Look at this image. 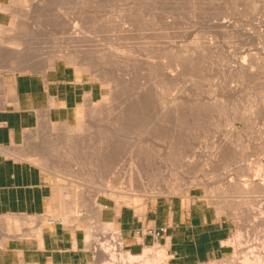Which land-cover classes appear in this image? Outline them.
Wrapping results in <instances>:
<instances>
[{"label":"rangeland","instance_id":"1","mask_svg":"<svg viewBox=\"0 0 264 264\" xmlns=\"http://www.w3.org/2000/svg\"><path fill=\"white\" fill-rule=\"evenodd\" d=\"M4 10L11 17L0 26L5 31L0 39H6V46L16 39L24 59L37 64L28 66L33 61L23 57L17 61L11 49L3 48L0 78L43 73L64 61L104 88L103 99L80 107L71 126L43 124L17 148L31 155L24 159L53 184L54 203L46 217L84 232L95 255L91 264L104 261L94 251L88 227L94 239L104 232L110 234L108 242L121 239L116 229L101 223L102 207L98 212L92 205L95 188L113 173L125 184L141 173L143 182L154 174L170 185L168 192L145 201L100 195L99 204L143 213L150 203L196 191L234 225L233 255L209 264H245L246 256H254L251 248L264 261V192H256L253 183L257 161L264 166V0H13ZM51 54L56 59L45 66V55ZM243 63L251 66L244 78L239 75ZM118 114L130 123L112 163L106 156L111 154V130L122 120ZM238 183L245 193L231 192ZM166 257L163 264H169ZM254 258L250 264H257Z\"/></svg>","mask_w":264,"mask_h":264},{"label":"crops","instance_id":"2","mask_svg":"<svg viewBox=\"0 0 264 264\" xmlns=\"http://www.w3.org/2000/svg\"><path fill=\"white\" fill-rule=\"evenodd\" d=\"M12 2L0 0V26L9 23L11 16L4 9ZM103 97L101 84L64 61L43 73L4 74L0 78V219L20 218V222L0 223V264L95 261L82 230L44 222L54 203L53 184L17 148L43 124L71 126L80 107ZM99 205L101 223L118 231L124 249L133 256L160 245L166 246L169 264H209L225 260L235 251L233 222L196 191L150 203L143 213L108 202ZM149 231L164 233L155 238Z\"/></svg>","mask_w":264,"mask_h":264},{"label":"bare ground","instance_id":"3","mask_svg":"<svg viewBox=\"0 0 264 264\" xmlns=\"http://www.w3.org/2000/svg\"><path fill=\"white\" fill-rule=\"evenodd\" d=\"M132 17V16H131ZM124 19H126V18H124ZM120 20V19H119ZM128 21H130V20H128ZM131 23V22H130ZM122 24V23H121ZM15 25V24H14ZM126 25V24H125ZM13 26V25H12ZM119 26V25H118ZM127 26V25H126ZM77 27V26H76ZM121 27H122V25H121ZM129 27H131V26H129ZM120 28V27H119ZM123 28V27H122ZM125 28V27H124ZM127 28V27H126ZM134 28H135V25H134ZM13 29V30H12ZM128 29V28H127ZM140 29V28H139ZM11 30L12 31H14V27L13 28H11L10 29V31L9 32H11ZM75 30V29H74ZM77 30H79V29H77ZM120 30V29H119ZM133 30H135V29H133ZM133 30H131V31H133ZM2 29L0 28V36H2ZM80 31V30H79ZM83 31V30H82ZM86 31V30H85ZM112 31V30H111ZM127 31H129V30H127ZM3 32H5V31H3ZM74 32V31H73ZM81 32V31H80ZM122 32V31H121ZM124 32H125V30H124ZM69 33V32H68ZM77 33V32H76ZM4 34V33H3ZM83 34H84V32H83ZM91 34V33H90ZM131 34V33H130ZM70 35V34H69ZM76 36H78V35H76ZM120 36V35H119ZM3 37V36H2ZM69 37V36H68ZM72 37H73V35H72ZM81 37V36H80ZM83 37V36H82ZM117 37H118V35H117ZM127 37V36H126ZM18 38V37H17ZM26 38V37H25ZM71 38V37H70ZM83 38H85V37H83ZM119 38V37H118ZM66 39H68V38H66ZM71 39H73V38H71ZM75 39V38H74ZM77 39V38H76ZM80 39V38H79ZM82 39V38H81ZM120 39H121V36H120ZM126 39V38H125ZM124 38L122 39V40H125ZM1 40V39H0ZM84 40V39H83ZM87 40H89V39H87ZM6 39L4 40V42H2V40H1V42H0V51H2L3 50V48H9V49H11L12 50V52H11V54H12V56H10V57H16V58H14V59H17V61H22L21 60V58L20 57H23L22 55H21V50H20V48H19V46H21L19 43H17V40L15 39V40H13V41H11V42H8V44H10V45H5L6 44ZM77 41V40H76ZM79 42H81V41H79ZM75 43H77V42H75ZM80 44V43H79ZM76 46H77V44H76ZM22 48V47H21ZM117 48V47H116ZM24 51V50H23ZM67 51V50H66ZM73 51V50H72ZM185 53H186V51H185ZM114 54V53H113ZM112 54V55H113ZM27 55V54H26ZM52 55V54H51ZM67 55H68V53H67ZM2 56V55H1ZM44 57V56H43ZM48 57V58H47ZM65 57V56H64ZM27 58V57H26ZM42 58V57H41ZM187 58V57H186ZM22 59H24V57L22 58ZM45 62L47 61V64H45V66L47 65L48 67L49 66H52V64L54 63V60L56 59V57L55 56H50V55H45ZM188 59V58H187ZM2 60V59H1ZM25 60V59H24ZM23 60V61H24ZM29 60V59H28ZM28 60H25L26 62H28ZM34 60V59H33ZM33 60H31V61H33ZM40 60V59H39ZM24 61V62H25ZM31 61H29L28 63H30ZM35 61H38V59L37 60H35ZM41 61H44L43 60V58H42V60ZM187 61V60H186ZM189 61H191V60H189ZM184 62V61H183ZM259 62V61H258ZM28 63H26V64H28ZM33 63H35L34 61L32 62V63H30L28 66H32V64ZM43 63V62H42ZM185 64H186V62H184ZM203 63V62H202ZM201 63V64H202ZM257 63V62H256ZM20 64H22V63H20ZM25 64V63H24ZM23 64V65H24ZM37 63H35V64H33V65H36ZM195 64V63H194ZM252 64V63H251ZM16 65H19V64H16ZM42 65V64H41ZM44 65V64H43ZM187 65V64H186ZM185 65V66H186ZM203 65V64H202ZM2 66V65H1ZM20 66H22V65H20ZM183 66V65H182ZM253 66H254V64H253ZM263 66V65H262ZM7 67V66H6ZM17 67H19V66H17ZM24 67H25V65H24ZM189 67V66H188ZM8 68V67H7ZM10 68V67H9ZM14 68H16V66L14 67ZM12 66H11V69H14ZM22 68H23V66H22ZM192 68V67H191ZM201 68H202V66H201ZM249 68H251V66L249 67V66H246L245 65V63H243V65H242V67L239 69L240 71H239V75H241L240 77H242V75H243V78H244V76L246 75V74H250L249 73V71H250V69ZM18 69V68H17ZM186 69H187V67H186ZM185 69V70H186ZM188 69H190V68H188ZM264 69V68H263ZM3 70V69H2ZM8 70V69H7ZM6 70V71H7ZM189 71V70H188ZM192 71V70H191ZM190 71V72H191ZM174 72V71H173ZM189 72V73H190ZM193 73V72H192ZM183 74V73H182ZM166 76V75H165ZM164 76V77H165ZM167 76H169V74L167 75ZM250 76V75H249ZM171 77V76H170ZM246 77V76H245ZM166 78V77H165ZM171 79V78H170ZM172 80V79H171ZM131 81V80H130ZM146 81V80H145ZM144 81V82H145ZM146 83V82H145ZM153 83V82H152ZM161 83V82H160ZM243 83V82H242ZM156 84V83H155ZM173 84V83H172ZM258 84V83H257ZM156 86V85H155ZM129 87V86H128ZM137 87V86H136ZM135 87V88H136ZM134 89V88H133ZM148 89V88H147ZM151 89V88H150ZM153 89H155V88H153ZM256 89V88H255ZM141 90V89H140ZM149 91V90H148ZM171 91V90H170ZM161 92V91H160ZM163 92V91H162ZM161 92V93H162ZM166 92V91H165ZM164 92V93H165ZM122 94V93H121ZM135 95V94H134ZM167 95V94H166ZM118 96H120V95H118ZM138 96V95H137ZM165 96V95H164ZM258 96V95H257ZM122 97V96H121ZM129 97H130V95H129ZM148 97V96H147ZM255 97V96H254ZM137 98V97H136ZM122 99V98H121ZM138 99V98H137ZM137 99H136V101H137ZM120 100V99H119ZM145 100V99H144ZM130 101V100H129ZM167 100H165V102H166ZM261 101V100H260ZM126 102V101H125ZM134 102V101H133ZM173 102H174V100H173ZM168 103V102H167ZM167 103H163V104H167ZM257 103V102H256ZM261 103V102H260ZM126 104V103H125ZM128 104V103H127ZM149 105V104H148ZM143 106V105H142ZM254 106V105H253ZM261 106V105H260ZM162 107V106H161ZM256 107V106H255ZM165 108H166V106H165ZM253 108V107H252ZM167 109V108H166ZM163 110V109H162ZM247 110V109H246ZM123 111V110H122ZM146 111V110H145ZM167 111V110H166ZM114 112V111H113ZM128 112V111H127ZM156 112V111H155ZM254 112V111H253ZM115 113V112H114ZM143 113V112H142ZM162 113V112H161ZM165 113V112H164ZM172 113V112H171ZM187 113V112H186ZM126 114L127 113H125L124 115L126 116ZM132 114H134V113H132ZM131 114V115H132ZM163 114V113H162ZM178 114V113H177ZM183 114H185V113H183ZM250 114V113H249ZM252 114V113H251ZM110 115V114H109ZM120 115H122V114H120ZM130 115V116H131ZM188 115V114H187ZM186 115V116H187ZM117 116V115H116ZM118 116H119V114H118ZM118 116H117V119H115V122H116V120H118ZM123 116V115H122ZM122 116L120 117V118H122ZM125 116H124V119H127V117L125 118ZM139 116V115H138ZM253 116V115H252ZM133 117V116H132ZM135 117V116H134ZM133 117V118H134ZM146 117V116H145ZM165 118H166V116H164ZM144 118V117H143ZM164 118V119H165ZM171 118V117H170ZM235 118V117H234ZM112 119V118H111ZM123 118H122V120H118L119 121V123H118V125H115L114 123L115 122H113V124H114V128L111 130L112 131V133L114 134V137L112 138V141H111V144L109 145V147H108V150L110 149V152H111V154H107V155H109V156H106V157H108L107 159L109 160V162H112V157H114V155H115V152L117 153L118 151L117 150H119V148H121L120 147V143H121V141H122V139H121V136H123L122 134H125L126 133V127H128V125H129V121H128V119H127V121L126 120H124ZM129 119H131V118H129ZM158 119V118H157ZM161 119V118H160ZM162 119H163V117H162ZM161 119V120H162ZM172 119V118H171ZM159 120V119H158ZM173 120V119H172ZM155 122V121H154ZM177 122V121H176ZM112 124V123H111ZM110 124V125H111ZM112 124V125H113ZM117 124V123H116ZM132 125V124H131ZM130 125V126H131ZM154 125V124H153ZM168 125V124H167ZM91 126H92V124H91ZM91 126H88L87 125V130L89 129V130H91L92 128H91ZM100 126V125H99ZM155 126V125H154ZM92 127H94V126H92ZM112 127V126H111ZM91 128V129H90ZM129 128V127H128ZM164 128V127H163ZM170 128V127H169ZM80 129H82V127L81 128H79V130ZM78 130V129H77ZM92 131V130H91ZM110 131V132H111ZM112 135V134H111ZM76 139H78V138H76ZM138 139V138H137ZM77 141V140H76ZM76 141H74V142H76ZM98 141H100V140H98ZM79 142V141H78ZM72 143V142H71ZM80 143V142H79ZM79 143H76V145L77 144H79ZM137 144V143H136ZM78 147L80 146V145H77ZM75 147V149L76 148H78V147ZM65 147H67V146H65ZM65 147H64V149H65ZM73 147H74V145H73ZM135 147H136V145H135ZM67 149V148H66ZM71 149H72V147H71ZM134 149V148H133ZM67 151H68V149H67ZM260 151V150H259ZM69 152V151H68ZM224 153V152H223ZM255 153V152H254ZM25 154V153H24ZM256 154V153H255ZM26 156H24V157H28L29 156V154H25ZM28 155V156H27ZM228 155V154H227ZM31 156V155H30ZM29 156V157H30ZM226 156V155H225ZM258 156H260V155H258ZM116 157V156H115ZM261 157V156H260ZM101 158V157H100ZM244 158H245V156H244ZM43 159H46V158H43ZM42 159V160H43ZM46 160H48V159H46ZM237 160H238V158H237ZM106 161V160H105ZM234 161V160H233ZM48 162V161H47ZM50 162V161H49ZM108 162V161H107ZM133 162V161H132ZM238 162V161H237ZM113 163V162H112ZM111 163V164H112ZM135 163H137V162H135ZM235 163V162H234ZM227 164V163H226ZM114 165V164H113ZM133 165V164H132ZM142 165V164H141ZM47 166V165H46ZM109 166V165H108ZM134 166V165H133ZM147 166V165H146ZM47 167H49V166H47ZM50 168V167H49ZM263 168H264V166L262 165V160L261 159H259L258 161H257V168H256V170L255 171H257L256 173H258V174H255L256 176H257V178L256 179H254V190L256 191V192H264V181H263V176H264V174H263V172H264V170H263ZM53 169H54V167H53ZM57 169V168H56ZM55 169V170H56ZM146 169V168H145ZM59 170V169H58ZM246 171V170H245ZM244 171V172H245ZM111 172H112V170H111ZM140 172V171H139ZM138 172V173H139ZM243 172V171H242ZM243 172V173H244ZM248 172V171H247ZM247 172H245V174L247 173ZM71 174H72V172H71ZM70 174V175H71ZM141 173H139V175H140ZM110 175V174H109ZM112 175V174H111ZM110 175V176H111ZM138 175V174H137ZM137 176V178H134L133 179V176H130V178L128 179L129 180V182L128 183H126L127 184V186H125L126 184H125V182H121V180H120V178L119 177H116V174L114 175V173H113V176H111L110 177V180L108 179V181L106 182V183H104L101 187L100 186H96L97 188H95V190H94V194H93V196H92V205H93V207L98 211V212H100L101 211V206L99 205V203L97 202V198L100 196V195H107V196H110V197H112V198H116V199H121V201L124 199V198H130V200L131 199H133V197L134 196H137L138 198L140 197V198H142L143 197V200H144V197H148V196H156V194H159V193H161L162 191H167L168 192V186L167 185H170V184H166V183H170V180L169 181H167V180H164V179H161L160 177H158V176H155L154 174L153 175H151L150 176V178H146V180L148 181V182H143V180L145 179V178H142L141 176ZM72 177H74V178H77V176L76 175H71ZM95 177V176H94ZM148 177V176H147ZM250 178V177H249ZM136 179V180H135ZM173 179V178H172ZM92 180V179H91ZM133 180H135L136 182L133 184ZM100 181V180H99ZM145 181V180H144ZM257 181H259L258 183H257ZM263 181V182H262ZM165 182V186H164V188H163V185H162V183H164ZM160 183V184H159ZM257 183V184H256ZM136 184V185H135ZM172 184V183H171ZM175 184V183H174ZM167 186V187H166ZM253 187V186H252ZM177 188V187H176ZM235 189H230L231 190V192H232V190H234L235 192H237V193H245V191L243 192V190L245 189V187H242V185L241 184H237V185H235V187H234ZM173 189V188H172ZM170 190V189H169ZM223 190V189H222ZM227 191H228V189H227ZM254 191V192H255ZM80 192V191H79ZM230 192V193H231ZM255 192V193H256ZM136 193H139V194H136ZM80 195V194H79ZM160 196V195H159ZM138 198H137V200H138ZM218 198V197H217ZM134 200H136L135 198H134ZM134 200H132V201H134ZM136 200V201H137ZM248 200V199H247ZM118 201H120V200H118ZM120 201V202H121ZM126 201V200H125ZM140 201V200H139ZM145 201V200H144ZM216 201V200H215ZM250 201V200H249ZM123 202V201H122ZM141 202H143L142 200H141ZM248 202V201H247ZM246 203V202H245ZM249 204V203H248ZM243 205V204H242ZM61 212V211H60ZM64 214V213H63ZM67 215V214H66ZM19 218V217H18ZM17 217H10V218H3V219H0V223H2V222H10L11 220L12 221H18V222H20L19 221V219H18ZM109 226V225H108ZM109 227H111V226H109ZM87 232H88V238H89V240H92L93 241V244H94V246H95V248H94V250H96V253H97V255L104 261V264H163L164 262L163 261H165V257H166V246L165 247H161V248H158V249H150V248H147L145 251H144V253L143 254H141V255H139V256H133V255H131L129 252H127V254H124V253H122L121 251H122V249L120 250V248H119V246H118V244H116L115 242H114V239H112V237H111V240L110 241H113V243H115V245L114 244H111V242L109 241H107L106 239L110 236V234H108L107 232H104L103 234H105V233H107L106 235H103V234H101L102 236V238L101 239H94V235L95 234H93L94 233V231H91V227L89 228H87ZM107 235H109V236H107ZM91 241V242H92ZM107 241V242H106ZM255 246H253V248H254ZM263 247H264V244H263ZM257 248V247H256ZM248 249V248H247ZM250 250V249H249ZM258 250V249H257ZM255 248L254 249H252L251 248V251L249 252V253H251L252 255H254L253 257H255L254 259H255V263H257V264H264V261H262V259H261V252L259 251H257ZM126 253V252H125ZM248 254V253H247ZM249 255V254H248ZM246 256V255H245ZM251 257V256H250ZM252 257V258H253ZM167 258V257H166ZM252 258H249V256H246V259H245V257H244V261H245V264H250V261L251 260H249V259H252ZM264 259V258H263ZM253 260V259H252Z\"/></svg>","mask_w":264,"mask_h":264},{"label":"built area","instance_id":"4","mask_svg":"<svg viewBox=\"0 0 264 264\" xmlns=\"http://www.w3.org/2000/svg\"><path fill=\"white\" fill-rule=\"evenodd\" d=\"M48 224L49 225H56V224H63V223L61 221H59V220L50 219V220H48ZM162 233H164V232H157V233L153 232V231H149L148 232V234H150L151 236H153L155 238H160L162 236ZM118 246L121 247L122 250L124 249L122 239H120V242L118 243Z\"/></svg>","mask_w":264,"mask_h":264}]
</instances>
